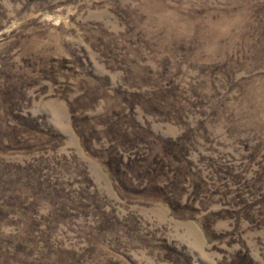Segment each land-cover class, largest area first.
<instances>
[{
	"label": "rangeland",
	"instance_id": "obj_1",
	"mask_svg": "<svg viewBox=\"0 0 264 264\" xmlns=\"http://www.w3.org/2000/svg\"><path fill=\"white\" fill-rule=\"evenodd\" d=\"M137 122L213 182L129 172ZM240 174L264 184V0H0V264H264Z\"/></svg>",
	"mask_w": 264,
	"mask_h": 264
},
{
	"label": "trees",
	"instance_id": "obj_2",
	"mask_svg": "<svg viewBox=\"0 0 264 264\" xmlns=\"http://www.w3.org/2000/svg\"><path fill=\"white\" fill-rule=\"evenodd\" d=\"M128 105V104H127ZM134 105H137L135 103ZM147 110V109H146ZM151 110V109H150ZM152 112H157L156 110H152ZM121 121V120H120ZM134 128V129H133ZM130 129L135 131V145L134 146H128L127 151H123L122 154H125L127 160L121 161V165L127 170L133 171L136 170L137 167H141L138 169V172L143 169L149 173V174H158L159 172L165 173V174H174L176 177L183 178L186 180V178H189L193 181H195V178L201 177L203 183H212V181H209L204 179L201 175L203 173V170L199 168L194 162L190 161V155L186 154V143L188 140L187 134L180 135L179 138L175 140H163L160 143L161 150L160 154L157 155V158H152L149 160V157L147 153H138L135 150L137 149V145L140 143L145 144L146 146H149L151 144H154L153 142L156 143L158 141L157 138H155L154 141L151 142L149 139V134L146 132L147 128L141 123L137 122L134 123V125H130ZM138 130L143 132L145 130V133H139ZM154 138H152L153 140ZM159 146V147H160ZM124 158V157H123ZM222 165H227V164H222ZM220 169V172L224 174V170H227V166H222ZM225 175V174H224ZM241 175V174H240ZM223 178V177H221ZM241 180L244 181H239V183H242V186L238 185L240 187V192L242 193L247 192L251 194V192H254V194L257 193V191H263L264 190V184L261 186H258L261 178H248L244 179L242 178L241 175ZM246 190V191H245ZM231 192V191H229ZM243 192V194H245ZM260 204H264V199L260 201ZM238 251V254L236 255V259L234 260L233 263L231 264H247L246 260H248L249 256H247L249 251L247 250ZM244 257V258H243Z\"/></svg>",
	"mask_w": 264,
	"mask_h": 264
}]
</instances>
